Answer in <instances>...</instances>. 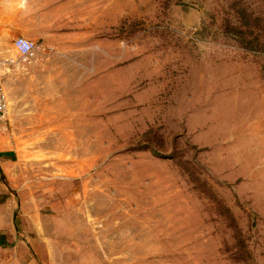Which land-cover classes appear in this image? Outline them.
I'll return each instance as SVG.
<instances>
[{"label": "rangeland", "instance_id": "rangeland-1", "mask_svg": "<svg viewBox=\"0 0 264 264\" xmlns=\"http://www.w3.org/2000/svg\"><path fill=\"white\" fill-rule=\"evenodd\" d=\"M0 76V264H264V0H0Z\"/></svg>", "mask_w": 264, "mask_h": 264}, {"label": "built area", "instance_id": "built-area-1", "mask_svg": "<svg viewBox=\"0 0 264 264\" xmlns=\"http://www.w3.org/2000/svg\"><path fill=\"white\" fill-rule=\"evenodd\" d=\"M13 46L19 54V58L27 61L34 58L37 52V46L22 37H18L13 41ZM7 98L3 88L2 78L0 76V125L4 124L7 115Z\"/></svg>", "mask_w": 264, "mask_h": 264}]
</instances>
